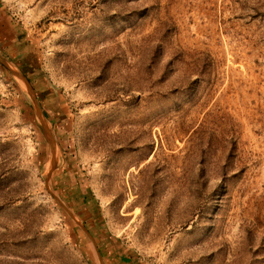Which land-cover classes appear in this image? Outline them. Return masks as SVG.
Returning <instances> with one entry per match:
<instances>
[{"label":"rangeland","instance_id":"obj_1","mask_svg":"<svg viewBox=\"0 0 264 264\" xmlns=\"http://www.w3.org/2000/svg\"><path fill=\"white\" fill-rule=\"evenodd\" d=\"M0 56V264H264V0H0Z\"/></svg>","mask_w":264,"mask_h":264},{"label":"water","instance_id":"obj_2","mask_svg":"<svg viewBox=\"0 0 264 264\" xmlns=\"http://www.w3.org/2000/svg\"><path fill=\"white\" fill-rule=\"evenodd\" d=\"M0 65H3L9 72H11V74L13 76H16V72L12 69V67L10 65H8V63L0 56ZM26 94L28 95L32 105L35 107V109L37 110L39 116L41 117V121H42V126L45 130V133L47 135V140H48V143H49V146H50V149H49V152H50V158L52 160V153H53V149H52V146H53V138H52V135H51V131H50V128L45 120V116H44V113H43V109L42 107L40 106L39 104V101L37 100V98L35 97V95L32 93L31 90H27L26 91ZM51 167V163H49V166H47L46 168V171L44 173V178H45V183H46V186L48 187V173H49V168ZM59 203L61 205H63L60 201ZM64 207V205H63ZM66 209V208H65Z\"/></svg>","mask_w":264,"mask_h":264}]
</instances>
